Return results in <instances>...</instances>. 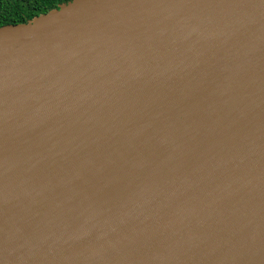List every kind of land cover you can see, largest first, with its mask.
<instances>
[{
	"label": "water",
	"instance_id": "obj_1",
	"mask_svg": "<svg viewBox=\"0 0 264 264\" xmlns=\"http://www.w3.org/2000/svg\"><path fill=\"white\" fill-rule=\"evenodd\" d=\"M0 264H264V0L0 27Z\"/></svg>",
	"mask_w": 264,
	"mask_h": 264
},
{
	"label": "trees",
	"instance_id": "obj_2",
	"mask_svg": "<svg viewBox=\"0 0 264 264\" xmlns=\"http://www.w3.org/2000/svg\"><path fill=\"white\" fill-rule=\"evenodd\" d=\"M71 0H0V27L26 23Z\"/></svg>",
	"mask_w": 264,
	"mask_h": 264
}]
</instances>
